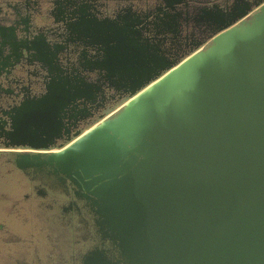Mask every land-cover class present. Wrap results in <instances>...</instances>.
<instances>
[{"label": "water", "instance_id": "obj_1", "mask_svg": "<svg viewBox=\"0 0 264 264\" xmlns=\"http://www.w3.org/2000/svg\"><path fill=\"white\" fill-rule=\"evenodd\" d=\"M136 82L112 116L24 157L69 180L93 222L74 264H264V3ZM166 72L162 74V72ZM98 87L51 80L8 114L7 146L48 149Z\"/></svg>", "mask_w": 264, "mask_h": 264}, {"label": "flooded vegetation", "instance_id": "obj_2", "mask_svg": "<svg viewBox=\"0 0 264 264\" xmlns=\"http://www.w3.org/2000/svg\"><path fill=\"white\" fill-rule=\"evenodd\" d=\"M258 3L264 0H0V134L8 114L42 98L51 80L81 77L98 87L48 149L7 146L0 136V264H74L94 239L73 184L24 157L59 151L68 136L116 113L130 96L110 81L136 82L182 62Z\"/></svg>", "mask_w": 264, "mask_h": 264}, {"label": "rangeland", "instance_id": "obj_3", "mask_svg": "<svg viewBox=\"0 0 264 264\" xmlns=\"http://www.w3.org/2000/svg\"><path fill=\"white\" fill-rule=\"evenodd\" d=\"M121 107H122V105H120V107H118V108L120 109ZM117 111H118V110H117ZM115 112H116V111H115ZM98 122H99V121H95V122H93L92 125H94V123L96 124V123H98ZM92 125H91V126H92ZM89 127H90V126H89ZM89 127H88V128H89ZM86 129H87V128H86ZM86 129H85V130H86Z\"/></svg>", "mask_w": 264, "mask_h": 264}]
</instances>
